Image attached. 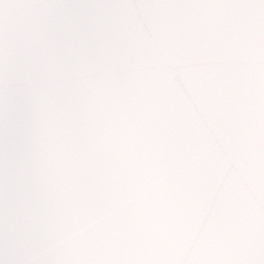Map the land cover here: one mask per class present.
I'll use <instances>...</instances> for the list:
<instances>
[{"label": "snow or ice", "instance_id": "snow-or-ice-1", "mask_svg": "<svg viewBox=\"0 0 264 264\" xmlns=\"http://www.w3.org/2000/svg\"><path fill=\"white\" fill-rule=\"evenodd\" d=\"M0 264H264V0H0Z\"/></svg>", "mask_w": 264, "mask_h": 264}]
</instances>
